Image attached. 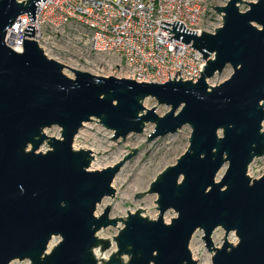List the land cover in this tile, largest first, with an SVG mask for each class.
<instances>
[{"label":"water","instance_id":"water-1","mask_svg":"<svg viewBox=\"0 0 264 264\" xmlns=\"http://www.w3.org/2000/svg\"><path fill=\"white\" fill-rule=\"evenodd\" d=\"M40 1L0 0V264H100L93 250L104 251L109 242L96 233L118 220L124 227L113 236L116 251L103 264H197L189 245L198 230L212 264H264V172L256 179L247 174L264 156V0L247 3L243 13L237 4L246 1L211 6L223 14L214 33L197 36L173 21L168 40L190 43L205 64L196 82L175 80L176 74L170 81L168 74L162 84L69 68L48 59L33 40L22 39L21 53L10 49L7 30L20 15L34 22ZM33 32L27 25L23 36ZM226 66L230 77L209 86L206 81ZM148 97L170 110L158 116L154 107L144 108ZM93 118L113 132V141L142 133L147 123L154 124L147 141L191 128L186 151L146 191L157 195V219L142 217L139 208L126 211L125 220L111 219L108 205L94 215L103 198L113 197L112 181L137 149L111 167L89 171L91 151L72 144ZM53 126L60 138L44 134ZM45 141L49 149L38 152ZM168 210L176 217L165 223ZM217 228L224 230L220 247L211 238ZM230 232L236 244L227 241ZM53 237L59 241L47 251Z\"/></svg>","mask_w":264,"mask_h":264},{"label":"built area","instance_id":"built-area-1","mask_svg":"<svg viewBox=\"0 0 264 264\" xmlns=\"http://www.w3.org/2000/svg\"><path fill=\"white\" fill-rule=\"evenodd\" d=\"M228 1L45 0L38 4L34 22H29L27 14L17 17L4 42L21 53L22 39L36 41L48 59L69 68L100 60L137 82L162 84L168 81V74L170 81L176 74L175 80L196 82L205 61L190 43L174 37L168 40L173 36L168 33L171 24L178 21L197 36L201 31L214 33L222 26L223 14L212 7H224ZM241 1H246L237 4L241 13L249 9L247 3L257 2ZM27 25L34 26L33 37L23 36Z\"/></svg>","mask_w":264,"mask_h":264},{"label":"rangeland","instance_id":"rangeland-1","mask_svg":"<svg viewBox=\"0 0 264 264\" xmlns=\"http://www.w3.org/2000/svg\"><path fill=\"white\" fill-rule=\"evenodd\" d=\"M73 68L83 72H88L95 76H111L115 78L124 79V76L122 75L120 70L117 69L114 65L111 66V64H109L108 62H103L100 64V60L89 63L87 65L84 64ZM64 74L67 75L69 78H73L72 72L67 69L64 70ZM231 74V67L226 66V68L221 73L214 74V76L208 79L206 82L209 86H216L227 80ZM143 107L146 109H151L152 107H154L155 113L158 116H163L166 112L170 110V107L165 105H158L156 100L150 97L144 99ZM92 120L94 121L84 123L83 127L77 133L78 137L77 135L74 137L72 144L74 150H83L81 147L92 148L98 145L99 142H102L112 147V151L105 157H114L115 163L113 165H115L119 163L127 154H132L133 151H131V149H137L136 153L123 164L124 169L127 173L126 183L122 184L120 189L115 191L113 197L109 196L103 198L102 201L97 204L95 213L99 212V214L101 215L104 212L106 206L108 205L110 206L108 217L111 219L122 218V220H125L128 214L126 211H128L129 213H135L138 208L144 210V212H139L142 217H146L150 220L157 219L159 212L154 207L158 206L157 203L153 202L157 200V195L150 194L146 191L149 190L151 183L156 179L158 174L161 173L166 167L174 165L176 163V160L186 151L189 146L191 128L189 127V125H185L174 134H167L165 136L157 137L152 141H147V136L152 133L154 129V124L147 123L145 124L142 133L129 134L132 135V138L129 142H126L125 139H118L116 141H113L112 139H109L112 137L113 132L104 128L100 123H96L99 121L95 118H93ZM262 126L264 129V122L262 123ZM60 131V128L53 126L51 128L44 129L43 132L48 137L60 138ZM48 149L49 145L45 141L39 147L38 152H45ZM142 157L144 158L142 159ZM94 158H99L98 154H95ZM140 160H142L141 163H139ZM163 160H165L167 163H164V165L157 172L151 175L152 168H154L155 165H157L160 161ZM113 165H110L108 167H111ZM104 168H107L105 167L104 163H99L95 165H92V163H90L88 170L95 171L102 170ZM225 169L226 165L223 166L219 171L216 177L217 182L222 177ZM263 172L264 156L255 158L249 165L247 174L252 179H256L260 177ZM141 183H143V187L138 188V185ZM137 193H144V195L134 199V196ZM120 199H123L121 203H119ZM146 203L150 204L149 209H144L148 208L145 205ZM174 217H176V213L173 210H168L163 214V221L165 223H169ZM123 227L124 225L122 221L118 220L115 227L109 226L107 228H102L96 233V236L98 238L108 240L109 242V247L106 250L102 251L100 248H95L93 250V252L96 251L99 255L106 256V260L104 261L97 260L100 264H103V262L107 261L109 259V256H111V254L116 251V243L113 240V236L115 237ZM201 237L202 231L198 230L194 233L191 239L189 248L191 250L192 257L193 259L195 257L192 253V250L194 251L197 249L201 255L200 258L202 259L201 261L197 262V264H212V254L206 250ZM223 237L224 230L221 228H217L213 232L211 237L214 247H220L222 245ZM58 241L59 238L53 237L48 244L47 251H49L54 245H56ZM227 241L231 244H236L237 238L234 232H230L227 235ZM50 244L51 247L49 248ZM122 259L124 262L128 261L127 256H123ZM10 264L30 263L28 260H16L11 262Z\"/></svg>","mask_w":264,"mask_h":264},{"label":"bare ground","instance_id":"bare-ground-1","mask_svg":"<svg viewBox=\"0 0 264 264\" xmlns=\"http://www.w3.org/2000/svg\"><path fill=\"white\" fill-rule=\"evenodd\" d=\"M78 137V135H77ZM76 137V138H77ZM132 138V135H128L126 138H125V141L126 142H129ZM83 150H89L91 151L90 154H91V161L90 163H92V165H95V164H99V163H104L105 164V167H108L110 165H113L115 163V158L114 157H105L107 156L111 151H112V147L110 145H107V144H104L102 142H99L98 145H96L95 147H92V148H85V147H81ZM95 154H98L99 158H94ZM105 159H103V158ZM141 158V157H140ZM144 157H142L143 159ZM142 160H140L139 163H141ZM164 163H167L165 160L163 161H160L157 165L154 166V168H152V172H151V175L155 172H157L163 165ZM127 181V173L124 169V166L119 170V172L116 174L115 178L113 179L112 181V187L114 188V190H118L120 189V187L122 186V184L126 183ZM141 188L143 187V183L139 184L138 185V188ZM155 198V196H154ZM121 201H123V199L119 201V203H121ZM148 208H144V209H149V203H146L145 204ZM151 209V207H150ZM96 216H99V212H96L95 213ZM51 247V244L49 245V248ZM191 251V250H190ZM192 253L193 255L195 256L194 257V260H196L197 262L201 261L202 259L200 258V253L198 252V250H192ZM94 256L95 258L98 260V261H104L106 260V256H103V255H99L96 251H94Z\"/></svg>","mask_w":264,"mask_h":264}]
</instances>
